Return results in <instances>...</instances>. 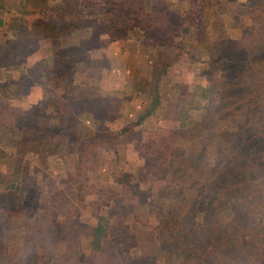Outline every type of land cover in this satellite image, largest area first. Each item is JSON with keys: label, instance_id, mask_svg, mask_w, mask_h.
Instances as JSON below:
<instances>
[{"label": "trees", "instance_id": "16d2710c", "mask_svg": "<svg viewBox=\"0 0 264 264\" xmlns=\"http://www.w3.org/2000/svg\"><path fill=\"white\" fill-rule=\"evenodd\" d=\"M253 6L261 8L264 6V0H247V7ZM50 10L53 11L52 17H47ZM0 11L15 12L24 16L23 19L10 23H5L0 19V29L5 30L4 26H7L4 25L5 23L11 29L19 31L14 39L12 35L0 34V63L3 56L8 62L20 54L21 51L18 50L14 55H10L9 46H14L21 41L27 45V48L35 44L36 37L29 38L28 36L29 26L39 31V36H41L39 38H55L59 40L58 44L69 43L67 45L70 47L69 51L73 54L72 61L75 63L89 60L92 52L91 43L100 32H108L112 38H115L116 30H128L131 37H136L138 40L143 38L147 48L163 50V60L171 56L170 52H175L174 56L182 53L183 45L187 44L191 38L190 32L201 27L199 16L188 17L185 20L181 14L175 15L174 18L169 14L171 24L169 29L163 27L160 22L161 25H157L150 21V13L144 8V3L139 0H127L122 5H118L117 0H104L95 12L89 13L70 10L62 5L51 6L48 0H0ZM71 11L77 14L74 15ZM32 14L45 16L49 20L28 18V15ZM175 22L178 23V34L172 31ZM257 23L259 22H255L251 34L247 37V46L240 40L231 38L222 50L224 54L219 55L218 59L226 60L229 65L225 72H221L223 82L221 81L222 84L216 89L217 95L206 97L203 105L211 115L202 114L199 119H190L191 110L194 107L189 106V113L186 109L180 110V120L174 127L141 130V144L138 146L140 149L145 146V149L139 150L137 145H134L145 159V178L141 181L147 183L146 189L150 191L151 199L157 205L156 239L161 248L172 251L176 257L191 264H208L204 259L207 253L213 254V258L222 261L223 264H234L237 261L235 259L244 254L241 244L245 241L243 235L246 230L249 231V241L252 242L249 248L251 263L264 264V240L259 243V237L264 236L263 216L257 218L259 224L253 227L246 225L242 228L236 222L218 225V220H212L201 204L208 200H215V202L222 200L226 204L228 218L236 221L242 213L240 212L241 207L240 209L234 207L237 202H240L238 199L235 200L236 195L240 194L237 191L244 187L253 191H256L258 186L264 188L263 181L257 185L255 181H251L250 175V173H257L258 170L264 172L263 163L261 169L257 168L264 158L263 152L258 151L264 148V137L261 134L264 116V87L261 88L263 83L258 79L259 76L264 75V58H256V55L264 53V21L260 26ZM166 29L168 31H165ZM72 33L75 35L72 36ZM65 37L76 38V41L67 42ZM175 39H180V44L173 45ZM53 43L56 44V42ZM26 54L28 51L22 57ZM169 59L173 61L174 58L171 56ZM60 61L62 60L57 56H48V58L40 59L31 68L20 67L19 77H13L10 72L6 75L9 85H4L3 89L10 95L14 91L21 92L20 95L24 100L19 110H12L10 102L0 100V133L10 136L23 154L32 150L41 164L53 154L55 149L66 146L64 138L75 136L76 127L80 122V118L76 117L73 112L63 108L58 97L42 98L34 103L25 102L24 99L32 85L41 86L40 84L45 83L54 87L61 84L72 72L73 66L68 67L66 63ZM161 63L163 64L162 61ZM155 68L154 74L157 73ZM23 78H26V83L22 81ZM248 84L249 87L246 88ZM233 88L235 95L226 98L225 94L231 95ZM154 106L155 103L150 102L148 109L140 112L135 121L124 124L117 130L109 127L110 122L106 117L108 115H100L96 119L93 117L94 124H98V129H100H91L89 130L90 136L80 138L83 140L88 138V142L92 140L91 143L105 139L117 152L116 141L124 134L133 133L134 129L151 114ZM217 106H220L217 114L227 117L234 110L243 111L244 109L246 111L242 121L234 128L218 130L215 125L211 124V119L215 115L213 110ZM90 116L88 114L85 117L91 120ZM48 117L54 120L49 121ZM45 119L48 121L45 122ZM169 133L177 135L179 141H185L188 144L187 147L183 150L178 148L174 155H169L166 144V137ZM149 140L154 145L149 144L147 142ZM215 143H227L226 145L229 146L227 147L228 163L221 169L215 168L206 159L208 146ZM80 150L81 147L76 149L79 154H81ZM191 171L192 174L194 173L192 176L189 175ZM234 175L236 177L243 175L244 178L249 179V182L243 180L242 183L228 184V178ZM157 178L164 182L163 186L157 187L151 182ZM5 188L13 190L14 185L9 183ZM26 190L29 191L26 195L11 199L10 204L2 202L0 204V224L5 223L9 226L8 222H10L9 227H12L18 235L21 234V229L17 224H12L10 220L17 221L21 214L37 211L36 203L29 201L33 188ZM255 193L257 200L261 203L264 193H261L263 197ZM245 210L248 211V209ZM58 215V208L50 205L40 218V236L35 238H30L28 234L21 236L24 238L23 248L39 255L36 257L37 264H44L46 261L48 264H57L62 254L71 248L68 243L73 240V237L70 235L67 237L66 234L64 235L66 238H63L62 232H68L64 227L65 221ZM110 230L111 227L106 217L98 214L96 225L93 227L95 241L91 242L92 247L101 246L102 248V244L106 243L107 239L110 240L109 237L114 239L121 235L123 241L133 239L129 230L123 225H120V230L115 232L116 236ZM197 239H201V245L205 246L203 249L199 248L200 244L195 243ZM64 244H68L66 250H64ZM81 254L80 252L79 255ZM158 261L154 256L144 257L142 260L145 264H157ZM9 263L10 260L0 258V264Z\"/></svg>", "mask_w": 264, "mask_h": 264}, {"label": "rangeland", "instance_id": "374dc122", "mask_svg": "<svg viewBox=\"0 0 264 264\" xmlns=\"http://www.w3.org/2000/svg\"><path fill=\"white\" fill-rule=\"evenodd\" d=\"M66 1H68L65 4L67 9H75L84 13L92 12L78 7L72 2L69 3L71 0ZM86 1L89 3L90 0ZM244 1L246 2L245 5ZM209 2L212 18H210V23L207 25L208 33L203 34L202 43L191 44V37L187 44L183 45L184 51L182 53L175 54V56L173 55L175 52L169 53L173 56V61L169 59L171 56L162 60L163 54H160L163 64L158 59L154 68L160 67L155 68L157 69V73L155 74L153 69V75L148 73L150 65L146 64L148 63L146 59L147 52H145L143 60H140L136 56L135 48L137 46L132 43L133 38L136 39V37H131L128 30L121 29L115 31L117 33L114 36L115 38L110 37L114 40L119 38L124 39V42L120 46L122 52L120 56L114 54L118 45L112 46V48L106 47L108 52L104 55L110 57L109 64L113 72L109 75V81L117 87H123L120 88L122 89L121 96L126 98V102L128 100L124 105L130 113L127 117H118V115H115L116 113H110L106 116L110 122L108 124L109 127L112 130H117L124 125V120L131 123L137 119L138 115H134V112L138 109L134 110V106L130 103L131 100L136 102L135 98L142 97L141 104L145 106L140 109V112L147 110L150 102L155 103L151 114L142 122H145L143 124L146 125L145 127L139 125L134 129L133 133L124 134L116 141L117 152L110 147L105 139L92 143V140L88 142V138L85 140L81 139L90 136L89 130L94 128V118L87 120L86 115L90 114V112V115L95 113L98 117L106 115L105 112H102L101 107H98L97 103L94 106L84 108L85 110L81 115L74 114L80 118L75 136L64 138L66 146L55 149L53 154L49 155L43 164L37 161V156L32 150L23 154L10 136L2 132L0 133V204L1 202L10 204L9 201L11 199L26 195L29 192L26 189L32 187L33 190L31 191L29 201L36 203L37 207L35 213H23L18 217L17 221H14L15 219L10 220L12 224H17L21 229L22 232L19 235L12 227H9L10 222H8L9 226L5 223L0 224L1 259H8L11 264H37L36 257L39 255L32 250L23 248L24 238L21 236L28 234L30 238L39 237L41 215L50 205H53V207L58 208V217L65 221L64 227L67 228L66 232L68 233L62 232L63 238H66L64 237L66 234L67 237L69 235L73 237V240L68 243L71 248L62 254L57 264H145L142 260L144 257L149 256L157 257L159 260L157 264H191L184 259L176 257L172 251L161 248L156 239L157 205L152 201L150 191L146 189L147 183H142L141 181V179L145 178V159L135 146L137 145L139 150L145 149V146L141 149L138 146L141 144V130L174 127L180 120V110L186 109L188 112L189 106L194 107L191 110L192 116L190 119H199L202 114L211 115L203 105L206 102V97L217 95L216 89L223 82L221 72H225L229 65L226 60L218 59L219 55L224 54L222 50L231 38L238 39L247 46L246 40L251 34L255 22H259L257 25L260 26L264 21V6H261L262 9L257 6L249 8L247 7V0H210ZM117 3L118 5H122L121 1L117 0ZM50 5L55 6L57 4L54 2V4L50 3ZM257 5L259 4L257 3ZM148 6L152 7V5ZM162 6L161 1L158 0L157 4L153 5V8H155L153 11H148L145 8L150 13V21H153L157 25H164L167 23L165 21H170L169 14L173 18L175 15L181 14L182 16V14H186L183 3H174L173 8L176 12L169 11L165 14L164 12L163 14L159 12L163 8ZM166 8H169V6ZM189 12L188 17H197L200 13L197 10ZM71 13L77 14L74 11H71ZM0 15L4 16L5 14L4 12H0ZM141 19L143 18L141 17ZM176 20L178 21L179 19ZM177 25L178 23L175 22V27H172L173 33L176 34L179 32ZM4 28L5 30L0 29V34L9 35V27L5 26ZM227 31L230 37L224 38ZM71 38L65 37L64 39L70 42ZM29 40L31 41L32 39ZM95 40L91 43L92 47H95V44L99 45L98 40L96 42ZM175 40L178 44L180 43V39ZM35 46L36 44L32 47ZM56 47L55 49H58L57 55L58 53L61 55L57 57L61 60H69V62H66L69 67L70 63L72 64L73 54L69 50H64L65 48L59 51L60 48ZM25 49L23 51L20 50L21 52L15 62L17 65H19L22 55L27 51ZM158 51L164 52L163 50ZM43 53L48 54L49 52L44 51ZM97 54L98 52L94 53V51L91 53L93 56ZM49 55L54 56V53H49ZM38 57L39 53L36 52L29 57L28 61L30 63L32 61L35 62ZM256 58H264V53L256 55ZM148 59L151 58L148 57ZM5 61L6 57L3 56L1 62ZM75 66H78L80 71L87 69L86 62L77 63ZM128 66L133 69V73L130 76L124 72V68ZM136 66H139L140 73H142L138 75L139 77L135 70L138 68ZM17 67L13 68L15 69L14 71H11L12 76L17 75ZM163 67L164 69H162ZM72 73L66 76L61 84L56 87L57 89H50L51 87L49 86V89L41 91L40 89H36V91H38L39 96H46V98L58 97L59 102L63 104V108L71 111L66 105V99L73 98V90H75L74 86H76L74 84L78 82L79 86H83L84 81L88 83L90 79L93 80L90 76H84L83 74L81 76L80 74L78 77L75 74L72 75ZM261 76L258 79L263 84L259 88L263 89L264 75ZM248 87L249 84L246 88ZM125 88H128V90L124 91ZM82 93L86 97L96 95V92L84 89ZM235 93L233 88L231 95L225 94V97H233ZM149 97L153 100L151 101ZM20 100H16L12 103L13 105H10L12 110H19L18 107L21 108L22 101ZM218 108L220 106H217L213 110L215 115L211 119V124L215 125L218 130L234 128L235 125L242 121L246 111L244 109L243 111L234 110L227 117L217 114L219 112ZM42 115L47 116L46 114ZM47 119L49 121L54 120L52 117H48ZM47 119H45V122L48 121ZM95 126L98 127V124ZM155 126L157 127L154 128ZM261 131L264 137V116ZM178 138L174 133L167 135L166 144L168 145L169 155H174L176 150L178 151V148L183 150L187 147L188 144L185 141H179ZM147 142L149 144L153 143L151 140ZM226 144L215 143L208 146L206 159L217 169H221L228 163L227 147L229 146ZM80 147L81 154L76 151ZM261 149L258 151H262L264 154V148ZM262 163L264 164V158L258 164V169L262 168ZM189 175L192 176L194 173L192 174L191 171ZM250 175L251 181H255V184L258 185L260 181L264 182L262 180V176H264L262 170H258L257 173H250ZM228 179V184L231 182L242 183L243 180L249 182V179L244 178L243 175L240 177L234 175ZM151 182L157 187L164 185V182L159 180V178ZM9 183L14 185L13 190L5 188ZM258 188L256 191H253L250 188L244 187L237 191L240 194L236 195L235 200L238 199L240 202H237V205H234V207H237V209L241 207L242 211L240 212L242 213L240 217L236 218V221L228 218L226 204L222 200H220L221 202L208 200L201 204L212 220H218V225H228L230 222H236L242 228L246 225L253 227L259 224L258 217H264V198L260 203L255 193L257 192L260 194V197H263L261 193H264V188ZM245 209H248V211ZM98 214L106 217L107 223L111 227L110 232L114 236L117 235L115 232L120 230V225H123L129 230L133 239L123 241V236L121 235L116 236L114 239L109 237L110 240L107 239L106 243L102 244V248L101 246L93 248L91 245V242L95 241L93 227L96 225ZM254 214L257 216H253ZM243 236L245 241L242 242L241 245L243 247L241 248L244 249V254L240 258H236L235 260L237 261L234 264H252L249 258L251 253L249 248L251 246L250 243H252L249 241V231L246 230ZM201 239L195 240V243L200 244L199 248L203 249L205 246L201 245ZM263 240L264 236H260L259 243ZM68 244H64V250L67 249ZM80 252L82 253L81 255H79ZM204 259L208 264H223L222 261L214 259L211 253H207ZM44 264H48V262L46 261Z\"/></svg>", "mask_w": 264, "mask_h": 264}, {"label": "crops", "instance_id": "0c3cea01", "mask_svg": "<svg viewBox=\"0 0 264 264\" xmlns=\"http://www.w3.org/2000/svg\"><path fill=\"white\" fill-rule=\"evenodd\" d=\"M118 1H121L122 4H125L127 2V0H118ZM139 1L144 3V8H147L148 11H153L155 9V8H153V5H156L158 0H139ZM160 1H161V4L163 5L162 6L163 8H161L159 11L161 14H163V12L165 14L166 12H169V11H175L173 8L174 3H183L184 4V9L186 10V14H182V18L185 20L188 19V14L190 13L189 11L194 12V10H197L200 12L198 19H199V25L201 27L197 30L191 31L190 35L192 37V40H191L192 43L191 44H201L202 39H203L202 38L203 34L208 33L207 25L210 23L209 22L210 18H212V12L210 11V2H209L210 0H204L203 3H202V0H160ZM48 2L51 4H54V2H55V4H57V6L62 5V7H64L65 4L68 3V1H66V0H48ZM71 2L74 5H77L78 7L88 9L89 11L95 12L96 8L99 5L103 4L104 0H92V1L90 0L89 3H87L86 0H71V1H69V3H71ZM243 3L245 5L246 2L244 1ZM85 4H87V5H85ZM148 5H152V7H150ZM164 6H165V8H164ZM167 6H169V8H166ZM218 8H220V7H218ZM0 12H4V14H5L4 16L0 15V19L4 20L5 23H10L11 21H14V20L15 21L21 20L24 17V16L17 14L15 12H6V11H0ZM52 13H53V11L50 10L48 12L47 17H52L51 16ZM160 13H158V14H160ZM30 17L34 18V19L37 18L40 20H49L45 16L35 15V14L28 15V18H30ZM165 22H167V23L164 24L163 27H165L167 29L171 28L170 22L169 21H165ZM5 23H4V25H7L9 27L8 28L9 35H12L13 39L15 37H17L19 34V31L11 29V27ZM28 29H30L28 32L29 38H32V37L35 38L36 37V39H37V37H38V40L35 39L36 46L32 47V49L27 48V45L22 41H21V43L20 42L16 43L14 46H9L8 51L10 52V55H14L18 50H24L25 48H26L25 50L28 51V54H26L24 57H22L20 59L19 65H17L15 63L16 60L18 59L17 56L13 60L9 59L10 61H8V62L6 61V62L0 63V100L10 102V105H13L12 104L13 102H15L16 100L19 101L20 99H21L20 101H22V103L24 102V100H22V97L20 95L21 92L14 91V92H12V95H10V94H7L6 90L3 89L4 85H6V84L9 85L8 81H6V75H8L9 72L12 73L11 71L15 70L13 68H16L18 66L16 69L17 75H13V77H19L20 76L19 69L22 66L26 67V68H31L40 59L45 58V57L48 58V56H50L49 53H54L53 57H56V56L60 57L61 55H59V53L57 55L58 49L57 50L55 49L56 46H58L60 48L59 51L62 48H65L64 50H70L69 45H67L69 43H67L66 45H64V43L58 44L57 42H59V40L55 39V38H53V39L43 38V37L39 38L41 36H39V31L37 29H32L30 26ZM167 29L165 31H168ZM164 33H167V32H164ZM225 34L226 35H224V38L230 37V36H228L229 35L228 31ZM71 35L73 36L75 34L72 33ZM110 37L111 36L109 35L108 32H102V33L100 32L99 34H97L95 42L98 40L99 45L95 44V47H92V51H94V53L98 52V54L94 55V56L90 54L89 60H87V62H86L87 63L86 68L87 69L80 71L79 67L77 66L78 67L77 68L75 66L77 63L74 64L75 62H73V61H72V64L70 63V66H73L72 75L75 74L76 76L79 77L80 74H81V76L83 74L84 76L87 75V76L92 77V79H93V80L90 79L88 83H87V81H84L83 86H79L80 84L78 82L76 84H74L76 86H74L75 90H73V92H74L73 98L66 99L67 107L71 110V112H73L76 115H81L85 110L84 108H88L89 106H94L95 103H97L99 105L98 107H101L102 112H105L106 115H109L110 113H116L115 115H118V117L119 116L120 117L121 116L127 117L130 113L129 110L126 109L125 105H124L125 103L128 102V100L126 102V98H123L121 96L122 95V93H121L122 89H120V88H123V87H117L116 85L111 84L109 81V75L113 72H112V68L110 67V64H109L110 57L109 56L107 57L104 55L105 53L108 52L106 47L112 48V46L114 47V46L118 45V47L115 49L114 54L120 56L121 55L120 53H122L120 46L122 45L121 43L124 42V39L119 38V39L114 40V39H111ZM205 37H207V36L205 35ZM72 38L69 40L70 42L76 41V38H73V39ZM141 39L142 40H138V39L135 40V38H133V41H132V43L136 44V46H137L135 48L136 49V56L140 60H143L144 56H145V52H147L146 59H147L148 63H146V62H144V63H146L148 66L150 65V67H149L150 69L148 70V73L150 75H153L154 65L158 61V59H160V54H162V52H160L156 49L147 48L144 39L143 38H141ZM23 40H25V38H23ZM214 40H216V39H214ZM53 42H56V44H54ZM102 43H103V45H102ZM35 44H33V45H35ZM176 44H178V43L176 40H174L173 45H176ZM46 45H48V46L46 47ZM45 48H47V49H45ZM187 50H189V49H187ZM44 51H48L49 53L44 54L43 53ZM36 52L39 53V57L35 60V62L32 61L30 63L28 61L29 57ZM189 52H191V51L189 50ZM148 57H150L151 59H148ZM60 62L66 63V62H69V60L65 61L64 59H62V61H60ZM15 64H16V66H15ZM128 67L124 68V72H126L130 76V74L133 73V69H131L130 67L128 68ZM136 67H138L135 69L137 72V76H138L139 74H142V73H140L139 66H136ZM74 71L78 72V73H75ZM51 74H52V72H51ZM22 81L26 83L27 80H26V78L25 79L23 78ZM40 85L41 86H35V85L30 86L28 93L26 94V96H24L25 102L34 103L36 100L38 101L39 99L46 98V96H44V97L42 95L39 96L38 91H36V89H40V91L45 90V89H49L50 85L45 84V83L40 84ZM118 86H120V85H118ZM50 87H51L50 89H55L57 86H54L53 88H52V86H50ZM83 89L86 91H93L94 93L96 92V95H94L92 97H86L82 93ZM127 90H128V88L127 89L125 88L124 91H127ZM37 94H38V97H37ZM135 99H136V102H133L131 100L130 103H132V106H134V110L138 109L137 111L134 112V115H139L140 109L142 107H144L145 105L142 106V104H141L142 97H138ZM150 100H151V98H150ZM123 107H124V109H123ZM18 109H20V107H18ZM90 114H91V112H90ZM90 117H91V120L93 117L95 119L98 118V116H96L95 113H93V115H91ZM145 120H146V118H145ZM127 123H128L127 120H124V124H127ZM144 123H142L141 125H143ZM95 125L96 124H94V128H92V129L98 130L99 126L96 127ZM143 126L145 127L146 125H143ZM156 127L157 126H155L154 128H156Z\"/></svg>", "mask_w": 264, "mask_h": 264}]
</instances>
